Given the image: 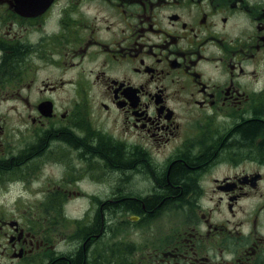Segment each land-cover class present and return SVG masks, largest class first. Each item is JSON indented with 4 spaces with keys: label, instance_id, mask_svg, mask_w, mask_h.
Listing matches in <instances>:
<instances>
[{
    "label": "flooded vegetation",
    "instance_id": "af4514ba",
    "mask_svg": "<svg viewBox=\"0 0 264 264\" xmlns=\"http://www.w3.org/2000/svg\"><path fill=\"white\" fill-rule=\"evenodd\" d=\"M46 1L0 0V264H264V0Z\"/></svg>",
    "mask_w": 264,
    "mask_h": 264
},
{
    "label": "rangeland",
    "instance_id": "374dc122",
    "mask_svg": "<svg viewBox=\"0 0 264 264\" xmlns=\"http://www.w3.org/2000/svg\"><path fill=\"white\" fill-rule=\"evenodd\" d=\"M54 16L57 17V14H55ZM3 100L1 99V102ZM33 105L35 103H32ZM16 106L17 107V112H21L24 113V106L19 103V102H15V103H8L6 101V103L2 102L0 104V115H2L4 117V119L6 120V130L7 132H10L12 134H17V144L24 146L27 143V137L24 126H23V120L20 119L19 115L16 114V112H13L12 110H10V107L12 106ZM39 203V201H37ZM86 201L80 200V201H75V200H71L66 206L69 209V213H73V215H78L81 208L84 207V204Z\"/></svg>",
    "mask_w": 264,
    "mask_h": 264
},
{
    "label": "trees",
    "instance_id": "16d2710c",
    "mask_svg": "<svg viewBox=\"0 0 264 264\" xmlns=\"http://www.w3.org/2000/svg\"><path fill=\"white\" fill-rule=\"evenodd\" d=\"M261 128V125L259 123H252L251 125H249L248 128H246L245 130V135L249 140H253L254 137L257 136L259 130ZM176 179H181L184 175V169H178L176 170Z\"/></svg>",
    "mask_w": 264,
    "mask_h": 264
},
{
    "label": "water",
    "instance_id": "95a60500",
    "mask_svg": "<svg viewBox=\"0 0 264 264\" xmlns=\"http://www.w3.org/2000/svg\"><path fill=\"white\" fill-rule=\"evenodd\" d=\"M49 4H51V0H49L48 2H44L42 4V6H28L26 3L21 2L19 3V5L17 6V11L20 12L21 14H24L28 11V9H34V10H40L43 11L45 10Z\"/></svg>",
    "mask_w": 264,
    "mask_h": 264
}]
</instances>
